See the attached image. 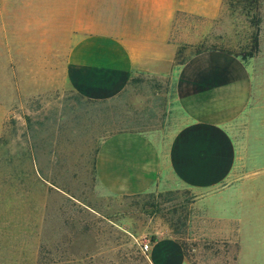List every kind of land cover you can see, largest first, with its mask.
Masks as SVG:
<instances>
[{
	"label": "rangeland",
	"instance_id": "1",
	"mask_svg": "<svg viewBox=\"0 0 264 264\" xmlns=\"http://www.w3.org/2000/svg\"><path fill=\"white\" fill-rule=\"evenodd\" d=\"M89 1L91 15L98 13L99 0ZM83 6V0H0V264H150L139 245L164 236L181 242L192 264H235L239 234L218 231L231 227L212 216V199L202 202L205 209L193 206L186 190L112 196L98 187L96 148L125 124L115 109L130 108L150 88L130 86L110 101L72 88L66 53ZM175 30L183 43L176 63L218 50L227 64L244 65L249 79L264 82V0H225L218 17L181 15ZM253 189L264 196V185Z\"/></svg>",
	"mask_w": 264,
	"mask_h": 264
},
{
	"label": "crops",
	"instance_id": "2",
	"mask_svg": "<svg viewBox=\"0 0 264 264\" xmlns=\"http://www.w3.org/2000/svg\"><path fill=\"white\" fill-rule=\"evenodd\" d=\"M92 2L83 0V15L77 10L73 17L68 83L99 101L117 99L130 86L150 88L130 108L115 109L125 124L96 148L93 173L101 192L186 190L195 207L212 199V216L231 227L218 231L239 234L235 264H264V223H252L264 218V196L253 189L264 185V82L249 79L244 65L227 64L218 50L176 63L183 45L174 38L179 16L216 18L225 0H99L91 15ZM139 74L165 80L137 82ZM155 85L164 91L155 92ZM147 253L150 264H192L172 236L154 239Z\"/></svg>",
	"mask_w": 264,
	"mask_h": 264
},
{
	"label": "built area",
	"instance_id": "3",
	"mask_svg": "<svg viewBox=\"0 0 264 264\" xmlns=\"http://www.w3.org/2000/svg\"><path fill=\"white\" fill-rule=\"evenodd\" d=\"M140 249L143 253H146L148 248H149V243L148 242H143L142 244L139 245Z\"/></svg>",
	"mask_w": 264,
	"mask_h": 264
},
{
	"label": "trees",
	"instance_id": "4",
	"mask_svg": "<svg viewBox=\"0 0 264 264\" xmlns=\"http://www.w3.org/2000/svg\"><path fill=\"white\" fill-rule=\"evenodd\" d=\"M182 61H183V60H181L180 63H182ZM153 240H154V239H153ZM180 245H181V247L183 248V251H184V253H185L184 246H183V244H182L181 242H180ZM185 255H186V254H185Z\"/></svg>",
	"mask_w": 264,
	"mask_h": 264
}]
</instances>
